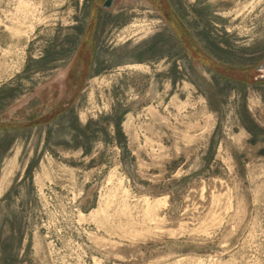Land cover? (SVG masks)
<instances>
[{"label":"rangeland","instance_id":"1","mask_svg":"<svg viewBox=\"0 0 264 264\" xmlns=\"http://www.w3.org/2000/svg\"><path fill=\"white\" fill-rule=\"evenodd\" d=\"M104 2L0 0V264H264V0Z\"/></svg>","mask_w":264,"mask_h":264},{"label":"bare ground","instance_id":"2","mask_svg":"<svg viewBox=\"0 0 264 264\" xmlns=\"http://www.w3.org/2000/svg\"><path fill=\"white\" fill-rule=\"evenodd\" d=\"M24 7V6H23ZM27 10H29V9H27ZM24 31V30H23ZM263 73H264V70H263ZM15 161V160H14ZM8 174H10V172L8 171ZM5 176H3V178H4ZM7 177H8V175H7ZM4 180H7V179H4ZM4 182V181H3ZM5 184V183H4ZM4 190V189H3ZM159 200V199H158ZM156 201V203L158 202H160V200L159 201ZM162 201V200H161ZM157 203V204H158ZM150 204V203H149ZM151 205V204H150ZM155 205V204H154ZM148 206V205H147ZM153 206V205H152ZM148 208V207H147ZM155 208V207H154ZM152 207L150 206L149 208H148V213H150V212H152ZM155 211V210H154ZM155 214V213H154ZM150 215V214H149ZM146 216H147V214H146ZM154 216V215H153ZM153 216H150V217H153ZM155 217H153V219H154ZM150 219H152V218H150ZM137 232V231H136ZM135 234V233H134Z\"/></svg>","mask_w":264,"mask_h":264},{"label":"water","instance_id":"3","mask_svg":"<svg viewBox=\"0 0 264 264\" xmlns=\"http://www.w3.org/2000/svg\"><path fill=\"white\" fill-rule=\"evenodd\" d=\"M115 0H105V2L103 3V7L105 8H109L110 6L113 5V2ZM261 68H264V63L262 64ZM264 77V76H263Z\"/></svg>","mask_w":264,"mask_h":264}]
</instances>
